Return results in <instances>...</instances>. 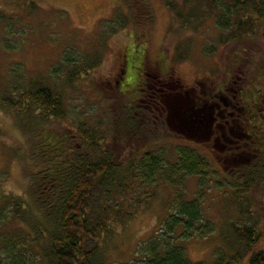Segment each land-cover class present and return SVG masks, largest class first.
<instances>
[{
    "label": "trees",
    "instance_id": "1",
    "mask_svg": "<svg viewBox=\"0 0 264 264\" xmlns=\"http://www.w3.org/2000/svg\"><path fill=\"white\" fill-rule=\"evenodd\" d=\"M123 3L126 8L129 4L130 16L116 10L104 30L108 34L132 22L140 32H135L133 41L142 44L152 18L148 4L146 0ZM186 4L182 11L167 2L183 29L197 32L211 20L221 33V45L256 36L264 41V0H188ZM139 55L144 57L141 50ZM99 58L67 52L48 71L47 80L27 79L20 69L7 77L0 110L13 116L29 137L31 169L25 179L30 200L9 195L0 202V264H106L99 242L147 206L162 183L172 191L167 218L157 236L138 246L137 260L129 264H207L190 262L179 242L197 235L204 238L216 230L201 205L203 189L212 186L224 190L235 204L242 225L232 224L229 234L224 233L231 250L215 251L209 264H264V248L258 246L263 230L255 202L251 203L252 191L264 194V107L258 105V89L251 79L245 77L233 86L227 77L219 88L196 82L190 95L172 69L161 73L144 64L131 66L139 77H133L139 101L127 114L125 108V117L134 121L139 115L144 127L142 116L148 110L143 101L151 103L150 108L159 104L164 127L166 120L172 122L173 134L181 142L174 149V160L163 150L126 156L124 145L96 129L79 127L73 134L47 129L52 121L66 117L58 82L81 80L98 66ZM123 58L127 72L121 69V80L130 75L129 66L135 61L129 53ZM166 85L170 90L162 96ZM205 144L212 146L220 171L200 155L199 146L207 148ZM188 178L197 179V199L183 196ZM10 225L14 227L9 229ZM177 230L180 234L175 238Z\"/></svg>",
    "mask_w": 264,
    "mask_h": 264
},
{
    "label": "rangeland",
    "instance_id": "2",
    "mask_svg": "<svg viewBox=\"0 0 264 264\" xmlns=\"http://www.w3.org/2000/svg\"><path fill=\"white\" fill-rule=\"evenodd\" d=\"M186 1L146 0L152 18L149 30L143 36L145 42L140 44L133 41L135 32H140L132 22L108 34L104 30L109 28L116 10L123 16H130V6L128 4L126 8L123 0H0V95L5 92L11 70L20 69L27 79H44L63 53L97 54L99 64L89 75L71 84L65 78L63 82H58L67 110L66 117L52 121L47 129L61 133L69 131L71 134L77 133L79 127L96 129L124 145L126 156L144 150H163L174 160V149L181 140L175 138L172 122L166 120L168 126L164 127L165 122L163 124L160 120L163 115L160 114L162 108L159 104L150 108L151 103L142 100L148 110L142 116L146 122L144 127L139 115L133 121L123 113L126 108L127 114L133 103L139 101L133 86V77L139 79L134 68H141V64H144L161 73L172 69L171 74L178 79L182 88L189 90L190 95L194 94L191 89L196 82L203 81L207 86L219 88L224 86L227 77L233 86L247 77L258 89V105L264 107V41L256 36L221 45L218 43L221 33L211 20L205 22L197 32L183 29L167 2H173L176 9L184 11V7L189 5H185ZM31 3L33 7H30ZM129 47L130 52H126ZM213 47V51H207V48ZM139 50L144 57L139 55ZM126 53L135 61L129 66L130 75L121 80L123 56ZM123 69L126 74V67ZM167 87L161 88L166 91L161 92L164 93L162 96L169 92L170 88ZM155 113H158V118ZM205 145L207 148L199 146L200 155L211 163L214 170L220 171L212 146ZM29 155V137L19 128L13 116L0 110V202L9 195L30 200L25 179L26 170L31 169ZM155 189V195L147 206L123 226L117 227L110 238L99 242L101 257L106 264L136 261L138 246L155 237L160 230L167 218L172 191L164 183ZM181 190L186 199H197V179H185ZM223 191L215 190L213 186L211 190L203 189L201 205L204 217L216 228L214 233L179 242L192 263L209 264L213 262L215 251L231 250L225 244L224 233L229 234L232 224L242 225L237 219L235 204L228 200ZM251 197L263 230V238L258 246L264 248V194L254 190ZM12 227L10 225L9 229ZM179 234L180 230H177L174 237Z\"/></svg>",
    "mask_w": 264,
    "mask_h": 264
}]
</instances>
